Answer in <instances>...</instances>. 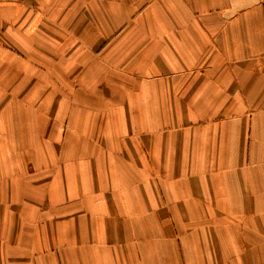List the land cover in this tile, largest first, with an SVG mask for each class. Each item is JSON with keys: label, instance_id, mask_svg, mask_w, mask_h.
<instances>
[{"label": "crops", "instance_id": "1", "mask_svg": "<svg viewBox=\"0 0 264 264\" xmlns=\"http://www.w3.org/2000/svg\"><path fill=\"white\" fill-rule=\"evenodd\" d=\"M0 264H264V0H0Z\"/></svg>", "mask_w": 264, "mask_h": 264}]
</instances>
